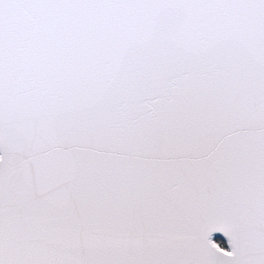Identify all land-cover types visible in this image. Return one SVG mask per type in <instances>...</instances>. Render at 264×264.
Returning <instances> with one entry per match:
<instances>
[{"label": "snow or ice", "instance_id": "snow-or-ice-1", "mask_svg": "<svg viewBox=\"0 0 264 264\" xmlns=\"http://www.w3.org/2000/svg\"><path fill=\"white\" fill-rule=\"evenodd\" d=\"M0 264H264V0H0Z\"/></svg>", "mask_w": 264, "mask_h": 264}]
</instances>
